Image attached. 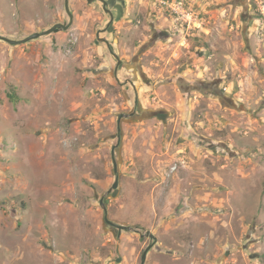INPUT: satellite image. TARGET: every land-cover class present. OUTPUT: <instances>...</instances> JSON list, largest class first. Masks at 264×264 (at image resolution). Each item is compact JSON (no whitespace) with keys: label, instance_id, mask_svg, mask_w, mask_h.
I'll return each instance as SVG.
<instances>
[{"label":"rangeland","instance_id":"374dc122","mask_svg":"<svg viewBox=\"0 0 264 264\" xmlns=\"http://www.w3.org/2000/svg\"><path fill=\"white\" fill-rule=\"evenodd\" d=\"M69 5L68 29L0 39V264H141L147 230L146 264H264V0H187L192 27L155 0L108 29L101 0ZM69 21L65 0H0L11 39ZM116 178L108 217L140 231L105 222Z\"/></svg>","mask_w":264,"mask_h":264},{"label":"water","instance_id":"95a60500","mask_svg":"<svg viewBox=\"0 0 264 264\" xmlns=\"http://www.w3.org/2000/svg\"><path fill=\"white\" fill-rule=\"evenodd\" d=\"M102 1L104 3V8H106V6H105V2L106 1L105 0H102ZM65 6H66V10H67V12H68V14L70 16L69 23L64 24L62 22H58V23L54 24L52 27L48 28L47 30H43L41 32H35V33H33V34H31V35H29V36H27L25 38H22V39H11V38L3 36L1 34H0V39L5 40V41H7V42H9L11 44H19V43L27 42V41H30L32 39L38 38L41 35L50 34V33L54 32V31H56L57 29H60V28L68 29L72 25V23L74 21V15H73V13L70 10L69 0H65ZM106 10L108 11V9H106ZM101 31H105V29H103ZM101 31H99L98 33L100 34ZM115 55L118 56L117 54H115ZM132 114L133 113H131V114H125V113L120 114L119 117H118V123L120 122V120L123 117L129 116V115H132ZM113 160H114V169H115V172H117L118 171V164H117V160H116V156H115L114 152H113ZM118 184H119V180H118V178H116L115 182L112 185V188H110L107 192H105L102 195L101 199H100V205L102 206V208L104 209V212H105V222L110 227L118 228L119 229V233H121L123 230L139 231V228H137V227H133V226H129V225H126V224H122V223L116 222L114 220H111L108 217V208L105 205V198L112 192V190H114V192L117 190ZM140 234H141V236L148 235L150 238H153L155 242L157 241V237L150 230H147V231H145L143 233H140ZM152 246L153 245L150 244L144 250V252L142 254L141 264H146L147 255H148V252L150 251V249L152 248ZM157 246H158V244H157Z\"/></svg>","mask_w":264,"mask_h":264},{"label":"crops","instance_id":"0c3cea01","mask_svg":"<svg viewBox=\"0 0 264 264\" xmlns=\"http://www.w3.org/2000/svg\"><path fill=\"white\" fill-rule=\"evenodd\" d=\"M192 2H193V6L199 9L201 13L203 14L211 13V15L214 16L217 13L228 12L231 9H234V11L239 12L240 11L239 7H242V6H244V10L246 11L248 10L246 6L247 4H249L250 0H243V3H241L242 4L241 6L238 4L236 5V3L230 4L229 0H210V1L209 0H192ZM206 3L208 4L206 5ZM243 22L244 23L246 22V18L243 19ZM246 25H248V23H246ZM249 32H245V34L247 35ZM249 34H252V31Z\"/></svg>","mask_w":264,"mask_h":264},{"label":"flooded vegetation","instance_id":"af4514ba","mask_svg":"<svg viewBox=\"0 0 264 264\" xmlns=\"http://www.w3.org/2000/svg\"><path fill=\"white\" fill-rule=\"evenodd\" d=\"M102 1V0H101ZM106 2H105V6H106V9H108V14L110 15V20H109V22H108V24H107V29L108 28H110V26H111V24H112V22L114 21V13L112 12V8L118 3H123L124 2V0H105ZM103 2V1H102ZM104 4V3H103ZM110 7V8H108V7ZM118 8H121V6L120 5H118L117 6ZM102 40L103 41H105L106 42V44L109 46V48H110V43L106 40V39H104V38H102ZM110 51L112 52L113 50L110 48ZM113 53V52H112ZM114 54V53H113ZM115 55V54H114ZM115 57L117 58V68L115 69V73H117L118 72V69L120 68V66L122 65V60L119 58V56H116L115 55ZM176 83L177 84H179L180 86H181V88H183V90H185V91H193L192 90V87L191 86H187V87H185L184 85H183V83H184V81H183V79L182 78H177L176 79ZM207 84V83H206ZM194 87L195 88H197L198 90L199 89H201L202 91H203V93H204V91H205V89H202V88H200L199 86H197V85H195L194 84ZM196 89V90H197ZM217 91V90H216ZM133 114L132 115H135V112H132ZM114 228H116V227H114ZM138 228V227H137ZM119 230V229H118ZM139 231H140V229H139ZM142 233V232H141ZM155 236L157 237V241L155 242L154 241V239L153 238H151L152 239V241H151V243L150 244H152L153 246H152V248L151 249H155V250H157V251H161V247L158 245L157 246V244H158V236L155 234ZM149 244V245H150ZM150 249V250H151Z\"/></svg>","mask_w":264,"mask_h":264},{"label":"built area","instance_id":"2783aa9c","mask_svg":"<svg viewBox=\"0 0 264 264\" xmlns=\"http://www.w3.org/2000/svg\"><path fill=\"white\" fill-rule=\"evenodd\" d=\"M157 3L164 5L167 9L178 19L184 21L187 25L191 26V23L198 20V15L190 7H187V0H155ZM195 24V22H194Z\"/></svg>","mask_w":264,"mask_h":264},{"label":"trees","instance_id":"16d2710c","mask_svg":"<svg viewBox=\"0 0 264 264\" xmlns=\"http://www.w3.org/2000/svg\"><path fill=\"white\" fill-rule=\"evenodd\" d=\"M58 30H59V29H57L56 31H58ZM14 95H15L14 93H10V94H9L10 98H14Z\"/></svg>","mask_w":264,"mask_h":264}]
</instances>
